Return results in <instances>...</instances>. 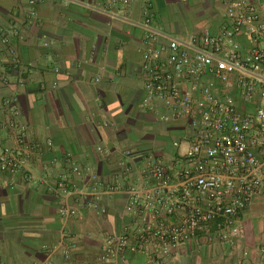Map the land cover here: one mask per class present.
<instances>
[{"label": "crops", "instance_id": "obj_1", "mask_svg": "<svg viewBox=\"0 0 264 264\" xmlns=\"http://www.w3.org/2000/svg\"><path fill=\"white\" fill-rule=\"evenodd\" d=\"M77 1L46 0L30 18L28 0H0V151L16 149L20 133L40 151L27 167L30 180L0 171V264H92L105 238L128 224L121 194L102 197L103 215L74 196L69 204L81 217L62 222L60 181L85 191L91 184L87 172L76 175L72 166L96 173L103 184L138 186L153 159L174 177L187 126L162 122V108L143 106V31L132 23L148 10L152 27L188 39L203 30L216 33L225 22V0ZM235 40L249 50L246 33ZM233 226L230 243L208 225L171 247L163 264H264V195L253 198ZM61 237L64 245L77 243L69 260L57 245ZM115 264L154 263L128 254Z\"/></svg>", "mask_w": 264, "mask_h": 264}, {"label": "built area", "instance_id": "obj_2", "mask_svg": "<svg viewBox=\"0 0 264 264\" xmlns=\"http://www.w3.org/2000/svg\"><path fill=\"white\" fill-rule=\"evenodd\" d=\"M45 1L28 0L30 18ZM121 4L126 6L128 0ZM132 25L143 31V106L149 111L162 108V122H185L186 147L174 177L152 159L147 179L138 186L103 184L96 173L71 167L76 175L87 172L91 184L87 191L76 183L59 184L63 223L81 217L69 204L74 196L100 215L106 213L103 196L125 197L122 215L129 222L105 238L92 264L125 262L128 254L163 264L171 247L192 241L208 225L215 227L220 241L230 243L239 214L253 198L264 195V0H225L224 25L216 33L203 30L188 39L152 27L148 10ZM241 33L249 36L248 51L235 40ZM16 142V149L0 151V171L28 181L27 167L39 147L24 133ZM57 245L65 260L77 247L76 241L64 245L63 237Z\"/></svg>", "mask_w": 264, "mask_h": 264}, {"label": "rangeland", "instance_id": "obj_3", "mask_svg": "<svg viewBox=\"0 0 264 264\" xmlns=\"http://www.w3.org/2000/svg\"><path fill=\"white\" fill-rule=\"evenodd\" d=\"M177 37H181V38H179V39H182V38H184V37H182L181 35H179V36H177ZM150 136L152 135V133L151 134H149ZM149 136V137H150ZM185 145H184V143H181L179 146H178V148H177V151H178V153L179 154H183L184 153V151H185Z\"/></svg>", "mask_w": 264, "mask_h": 264}, {"label": "trees", "instance_id": "obj_4", "mask_svg": "<svg viewBox=\"0 0 264 264\" xmlns=\"http://www.w3.org/2000/svg\"><path fill=\"white\" fill-rule=\"evenodd\" d=\"M62 182H64V183H62ZM62 183V185H64L65 187H68L69 185H70V182H65V181H63V180H61L60 181V184ZM72 183H74V182H72ZM57 186H58V184H57ZM59 187V186H58ZM60 196V195H59ZM83 201H84V199H82Z\"/></svg>", "mask_w": 264, "mask_h": 264}]
</instances>
